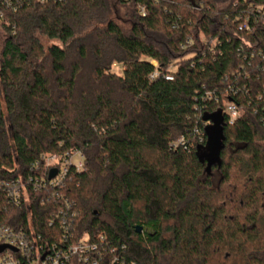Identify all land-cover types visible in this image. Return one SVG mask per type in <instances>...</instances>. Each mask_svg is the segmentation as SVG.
<instances>
[{
    "label": "trees",
    "instance_id": "16d2710c",
    "mask_svg": "<svg viewBox=\"0 0 264 264\" xmlns=\"http://www.w3.org/2000/svg\"><path fill=\"white\" fill-rule=\"evenodd\" d=\"M257 7L264 0H0V180H24L30 196L16 204L0 190V225L59 244L63 208L69 235H89L107 263L264 264ZM74 150L84 170L64 188L33 189L29 179L49 173L35 165L42 155Z\"/></svg>",
    "mask_w": 264,
    "mask_h": 264
},
{
    "label": "built area",
    "instance_id": "2783aa9c",
    "mask_svg": "<svg viewBox=\"0 0 264 264\" xmlns=\"http://www.w3.org/2000/svg\"><path fill=\"white\" fill-rule=\"evenodd\" d=\"M3 3L11 6V0H3ZM256 9L258 13L264 14L261 7ZM140 11L145 15L146 11L143 6L140 7ZM3 16L4 13L0 10V20L3 19ZM252 28L248 20L240 24L241 30L249 32ZM226 111L229 123H234L240 116L239 108L235 103H230ZM184 142V138L180 137L177 144H184ZM83 160L84 156L79 150L68 152L63 157L55 154L42 155L41 162H36L35 165H41L44 171H49L48 176L30 178L28 182L37 191L46 188L53 190L64 188L70 171L84 170ZM54 168L57 169V173L54 177L49 178L50 172ZM0 190L5 191L10 200L16 204L30 201L28 183L22 179L0 180ZM58 212V217H61V222L66 230L59 244L41 242V236L36 234L33 226H30V230H26L23 227L15 229L0 225V246H5L0 251V264H73V259H76L79 264H113L117 261L115 257L107 263L98 242L91 241L89 235L86 234L77 239H74L73 235H69V228L72 227L73 220L67 219L63 208H60ZM72 215L74 216V214ZM99 238L101 239L102 236Z\"/></svg>",
    "mask_w": 264,
    "mask_h": 264
},
{
    "label": "water",
    "instance_id": "95a60500",
    "mask_svg": "<svg viewBox=\"0 0 264 264\" xmlns=\"http://www.w3.org/2000/svg\"><path fill=\"white\" fill-rule=\"evenodd\" d=\"M221 146V128L219 125H215L212 128H210L209 132V143L208 148L213 151V153L217 154V150ZM57 169L54 168L51 170L49 178H52L56 175ZM136 231L138 233H141L143 231V227L141 225L136 226ZM5 248V246H0V251H2Z\"/></svg>",
    "mask_w": 264,
    "mask_h": 264
},
{
    "label": "rangeland",
    "instance_id": "374dc122",
    "mask_svg": "<svg viewBox=\"0 0 264 264\" xmlns=\"http://www.w3.org/2000/svg\"><path fill=\"white\" fill-rule=\"evenodd\" d=\"M114 18L125 28L129 29L130 27V20L129 17L127 15V9L125 7H121L119 4L116 5L115 7V12H114ZM5 40V34L4 32L0 29V51L2 49L3 43ZM43 42L45 43V45H48L51 43V41H49L46 38H43ZM115 70L117 71H121L122 66L119 64L115 65Z\"/></svg>",
    "mask_w": 264,
    "mask_h": 264
}]
</instances>
